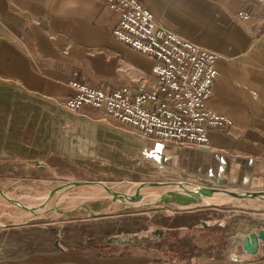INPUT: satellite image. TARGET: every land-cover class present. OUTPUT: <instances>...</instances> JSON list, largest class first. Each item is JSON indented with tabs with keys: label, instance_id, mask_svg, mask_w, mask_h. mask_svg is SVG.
Masks as SVG:
<instances>
[{
	"label": "rangeland",
	"instance_id": "1",
	"mask_svg": "<svg viewBox=\"0 0 264 264\" xmlns=\"http://www.w3.org/2000/svg\"><path fill=\"white\" fill-rule=\"evenodd\" d=\"M80 110L71 114L51 98L0 79V195L33 206L42 199L50 209L19 222L0 218V264L62 252L143 257L148 264H246L232 258L246 254L235 239L237 233L264 228L259 204L264 188L217 184L181 171L152 155L149 139L137 129L104 113L79 115ZM81 180L113 184L117 190L127 182L148 187L134 198L123 188L124 197L111 193L79 201L83 190L74 196L69 187ZM182 182L194 190L172 188ZM238 193L246 196L235 198ZM20 200L11 208L19 209ZM55 206L63 212L54 214Z\"/></svg>",
	"mask_w": 264,
	"mask_h": 264
},
{
	"label": "crops",
	"instance_id": "2",
	"mask_svg": "<svg viewBox=\"0 0 264 264\" xmlns=\"http://www.w3.org/2000/svg\"><path fill=\"white\" fill-rule=\"evenodd\" d=\"M165 27L220 54L211 104L233 124L209 143L149 139L150 153L181 171L222 185L264 188V5L260 0H141ZM247 12L248 18L239 17ZM120 14L104 0H0V79L66 109L78 79L132 92L152 85L154 60L114 35ZM68 110V109H67ZM75 114L73 111H69ZM104 112L83 107L79 115ZM230 130L232 134H228ZM12 264H148L143 257L36 253ZM246 264H264V242Z\"/></svg>",
	"mask_w": 264,
	"mask_h": 264
},
{
	"label": "built area",
	"instance_id": "3",
	"mask_svg": "<svg viewBox=\"0 0 264 264\" xmlns=\"http://www.w3.org/2000/svg\"><path fill=\"white\" fill-rule=\"evenodd\" d=\"M104 1L120 14L116 38L154 60L153 83L140 84L132 92L129 85L104 89L75 79L70 82L75 93L66 102L68 110L91 106L137 129L144 138L199 146L209 143L211 131L233 124L211 104L220 75L218 52L165 27L141 0Z\"/></svg>",
	"mask_w": 264,
	"mask_h": 264
},
{
	"label": "bare ground",
	"instance_id": "4",
	"mask_svg": "<svg viewBox=\"0 0 264 264\" xmlns=\"http://www.w3.org/2000/svg\"><path fill=\"white\" fill-rule=\"evenodd\" d=\"M133 183V185H132ZM125 185L124 186H121L120 187V190L123 189V188H126L128 190L131 191L130 193V197L131 198H134L137 194H139L140 192H143L147 189L148 186L146 185H134L135 183L134 182H127V183H124ZM188 184V183H187ZM190 186H193L191 184H188ZM151 186V185H150ZM157 186V185H156ZM171 186V185H169ZM184 183H179V184H176V185H173L172 188L174 189H177V190H185L187 192V194H190L193 190H194V187H190V188H185L184 187ZM69 189H71L72 191H74V196L77 195V192L79 190H83V195L82 197L80 198L79 201H81L83 198H85V196H90L91 198L93 197H97L99 195H107V194H110L111 193H115V194H118L119 196H123L122 193L120 192V190H117L116 186L113 185V184H108V183H96V182H89V181H80L78 183H71L70 184V187ZM64 190V189H63ZM68 190V188H67ZM176 190V191H177ZM204 191H210V190H207V189H203ZM70 191V190H68ZM85 191V192H84ZM64 192V191H63ZM202 191H200L198 194H201ZM151 193V191H150ZM149 193V195H150ZM204 193V192H203ZM211 193V192H210ZM8 194V193H7ZM82 194V193H81ZM186 194V195H187ZM166 195V194H165ZM239 196H246V194H239ZM264 195V194H263ZM6 196V195H5ZM5 196H2L0 195V199L2 198V202H3V199H5L6 197ZM58 195H56L57 197ZM151 196V195H150ZM47 197V195H46ZM103 197V196H102ZM124 197V196H123ZM45 198V197H44ZM43 198V199H44ZM47 199V198H46ZM63 199V198H62ZM257 199V197L255 198ZM262 199V198H261ZM17 200H20V199H16V197H9V198H6V200L4 201V204L3 205H0V218L2 216H6V217H9V218H14V221L15 222H19L21 220H29L33 217H40V216H43V215H47V212L48 210H50L48 207H46L45 203L44 202H41L42 199L40 200V202L38 203L37 206H33L31 201H24V200H20V207H18L19 209H12L11 207L12 206H17V203L16 201ZM45 200V199H44ZM132 200V199H131ZM135 200H141L140 198H137ZM77 201V202H79ZM249 201V200H248ZM1 202V201H0ZM75 201H71L70 204L71 205H75ZM57 204V203H55ZM259 204L263 205L264 206V199L263 200H260L259 201ZM67 205V204H66ZM7 206L8 208H11V210H7ZM15 206V207H16ZM61 206V205H59ZM79 206V205H78ZM187 206V205H186ZM53 207V206H52ZM65 209V208H64ZM52 212L55 214H57L58 212H63V210L61 208H59L58 206L54 207L52 209ZM51 214V213H50ZM2 222V221H0Z\"/></svg>",
	"mask_w": 264,
	"mask_h": 264
},
{
	"label": "water",
	"instance_id": "5",
	"mask_svg": "<svg viewBox=\"0 0 264 264\" xmlns=\"http://www.w3.org/2000/svg\"><path fill=\"white\" fill-rule=\"evenodd\" d=\"M214 189V188H212ZM245 196H236L235 198L242 199ZM183 203V201H181ZM156 233L161 235H166L165 229H157ZM236 242H241L244 250L246 251L245 255L233 254L232 258L234 261H244L250 260L253 256L259 253L262 242H264V228H261L259 231H253L249 234L237 233Z\"/></svg>",
	"mask_w": 264,
	"mask_h": 264
}]
</instances>
